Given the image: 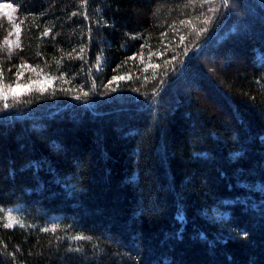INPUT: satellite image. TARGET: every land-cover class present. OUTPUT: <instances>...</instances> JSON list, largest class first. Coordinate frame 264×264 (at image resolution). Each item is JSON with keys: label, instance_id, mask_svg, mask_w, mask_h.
Segmentation results:
<instances>
[{"label": "trees", "instance_id": "1", "mask_svg": "<svg viewBox=\"0 0 264 264\" xmlns=\"http://www.w3.org/2000/svg\"><path fill=\"white\" fill-rule=\"evenodd\" d=\"M11 2L0 264H264V0Z\"/></svg>", "mask_w": 264, "mask_h": 264}, {"label": "rangeland", "instance_id": "2", "mask_svg": "<svg viewBox=\"0 0 264 264\" xmlns=\"http://www.w3.org/2000/svg\"><path fill=\"white\" fill-rule=\"evenodd\" d=\"M11 4V8L0 7V25L4 28L2 55L9 77H0V110L5 104L33 91H47L51 82L41 72L28 68L20 58V25L16 8L11 0H0V5ZM18 45V46H17Z\"/></svg>", "mask_w": 264, "mask_h": 264}, {"label": "snow or ice", "instance_id": "3", "mask_svg": "<svg viewBox=\"0 0 264 264\" xmlns=\"http://www.w3.org/2000/svg\"><path fill=\"white\" fill-rule=\"evenodd\" d=\"M225 2H227V0H225ZM0 7H4V8H11L12 7V5L11 4H7V5H0ZM207 22V21H206ZM45 35H47V33H45ZM181 39H183V38H181ZM18 46V45H17ZM81 51H83V49H81ZM8 105L7 104H5V107H7ZM9 220L11 221L12 220V218H11V216H10V214H9ZM13 226V224L10 222V223H7V224H5L4 225V227H12ZM46 231H47V229H45ZM76 239H83V237H75Z\"/></svg>", "mask_w": 264, "mask_h": 264}]
</instances>
